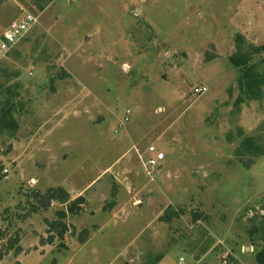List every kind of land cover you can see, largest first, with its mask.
Returning a JSON list of instances; mask_svg holds the SVG:
<instances>
[{
  "label": "rangeland",
  "instance_id": "1",
  "mask_svg": "<svg viewBox=\"0 0 264 264\" xmlns=\"http://www.w3.org/2000/svg\"><path fill=\"white\" fill-rule=\"evenodd\" d=\"M25 14L39 22L0 64L18 125L0 133V264H258L264 156L248 170L236 150L240 130L264 138V98L237 106L230 58L239 36L264 45V0H0V40ZM251 64L264 75V53ZM152 146L165 155L153 179ZM109 166L130 173L139 209L105 173L88 209L115 192L116 209L66 219L51 243L62 207L36 193L81 189ZM168 207L179 216L161 221Z\"/></svg>",
  "mask_w": 264,
  "mask_h": 264
},
{
  "label": "trees",
  "instance_id": "2",
  "mask_svg": "<svg viewBox=\"0 0 264 264\" xmlns=\"http://www.w3.org/2000/svg\"><path fill=\"white\" fill-rule=\"evenodd\" d=\"M16 48H14L12 52L15 51ZM262 53H264V45L258 47L250 45L246 49L244 37L239 36L236 39V52L231 56L230 62L242 73L238 80V87L240 89L241 95L236 102L237 106H240L247 101H262L264 98V75L259 71L257 65L251 64L253 61V57ZM66 76L69 75L65 74V77ZM14 109L15 105L10 99H7L3 105L0 104V133H3V131H9L13 136L17 134L18 125L16 123V119L13 116ZM238 135L240 138H242V142L236 150V157L241 162L243 167L249 170L258 159L264 156V138H261L259 136L244 137L242 130L239 131ZM3 170V164L0 162V179L3 176L5 177V175L2 174ZM113 196H115V194H113ZM35 197L45 208H47L53 201L59 202L61 204L69 203L68 213L71 215L79 214L82 209L81 205L84 204V199H82L81 197L71 202L70 195L66 192V190L60 187L47 191L45 195L36 193ZM33 210L35 212L38 211V209L35 207ZM178 216L179 211H176L173 207H169L165 211L164 216L160 218V220L170 221ZM58 218L59 221L50 223L49 225L51 227V231H57L59 234L58 236L62 238L68 231L67 225L63 223V220L67 218V213H58ZM198 218L199 216L195 220H198ZM256 230L257 229L252 231L255 232ZM84 234L86 236L87 232L83 233V235ZM84 239L85 238L82 239V242H84ZM49 241L53 242L54 237L51 236L49 238ZM15 243L17 244L16 252L19 255L22 253L21 247H18L19 239H16ZM163 258L164 254L150 257L147 264H159L163 260ZM198 261H200V259H198ZM256 262L258 264H264V251H260L256 254Z\"/></svg>",
  "mask_w": 264,
  "mask_h": 264
},
{
  "label": "crops",
  "instance_id": "3",
  "mask_svg": "<svg viewBox=\"0 0 264 264\" xmlns=\"http://www.w3.org/2000/svg\"><path fill=\"white\" fill-rule=\"evenodd\" d=\"M105 173L107 175H111V177H113V179L115 180L116 184H118L119 186H122L121 189L125 192V194L133 197V199H134V208L135 209L140 207V205L142 204V201L139 200L138 195L142 194V191L137 190V189L134 190V188H132L131 184H133V180L134 179L130 176V173H128L126 170H121L120 172L117 173V172H115V170H114V168L112 166H109L108 168H105V170H102L98 176H96L91 181H89L81 189H79L78 187H74L73 185L71 186V185H68V184H65V185L62 184L60 186V188H63L64 190H66V192L70 195L71 202H73L76 199L81 197L82 199H84V204L81 205L82 209H81V212L79 214L71 215V214L68 213L69 203L61 204V203L57 202L62 207V209H60L58 211V213L66 212L67 213V218L66 219H67V221H69L71 217L76 218V217L84 214V212H86L88 214H93L95 212L96 213L99 212L100 210L104 211V208L105 209L106 208L107 209H111V210L112 209H116V207L118 206V204H116V203H118V201H116V198L118 196V195H116V192L114 193L115 196H116L115 199L113 198L115 196H113V194H112V196H113L112 199H114L112 201L113 203L109 204L108 206L104 205L105 207L103 206L102 209H99L98 211H96L95 209H88L91 205H96V204L98 205L99 204V206H101L100 202H101L102 199L100 198V194H102L103 189L96 190V191H95V189H96V186L99 184V182H101L105 178V176H106ZM69 187H71L72 190H69ZM107 199H105V200L107 201ZM96 201H98V203H96ZM51 204L52 205L56 204V201H53ZM84 208H86V209H84ZM58 213L56 214V219L51 220L49 222V224L59 221ZM66 219L63 220V223H65L67 225L68 231H69L71 227L65 222ZM55 232L57 233V231H51V227L49 225V233L51 234L52 237L55 236L54 235ZM24 234H28V231H26V233H24ZM41 242H42L43 245H41L39 247L42 250V249H45L44 247L47 246V245H45V243H43V241H41ZM20 247H21L22 250H24V251H22L21 254H19V255H22V254H24V252L26 250L24 248V246H23V240L20 243Z\"/></svg>",
  "mask_w": 264,
  "mask_h": 264
},
{
  "label": "built area",
  "instance_id": "4",
  "mask_svg": "<svg viewBox=\"0 0 264 264\" xmlns=\"http://www.w3.org/2000/svg\"><path fill=\"white\" fill-rule=\"evenodd\" d=\"M38 22L39 19L36 16L32 14H25L8 27L3 34L2 40H0V63L5 60L12 50L16 48L25 38V36L37 26ZM194 91L196 94H204L207 91V88L198 87ZM126 121H129V117H126ZM149 152L156 153V158L148 160L144 166L147 175L153 179L155 169L160 165V162L165 159V155L163 152L157 151L154 146L149 147ZM8 172V170H5L6 174ZM183 262L184 258H181L180 263ZM222 263L227 264V261L223 260Z\"/></svg>",
  "mask_w": 264,
  "mask_h": 264
}]
</instances>
